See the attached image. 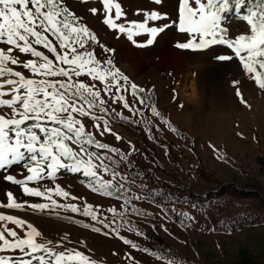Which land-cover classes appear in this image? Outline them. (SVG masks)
I'll use <instances>...</instances> for the list:
<instances>
[{"label":"rangeland","instance_id":"374dc122","mask_svg":"<svg viewBox=\"0 0 264 264\" xmlns=\"http://www.w3.org/2000/svg\"><path fill=\"white\" fill-rule=\"evenodd\" d=\"M118 2L128 21L143 20L142 15H136L137 10H158L175 17L176 0H163L161 5L151 0ZM66 3L78 15L89 17L85 23L97 32L102 43L115 50L114 61L131 80L151 90V102L176 132L125 93L131 105L144 111V117H133L121 103L112 105L126 119L106 118L123 139L117 141L109 134L97 135V139L124 154L134 149L127 161H120L118 170L128 177L125 188L130 191L125 194L144 199L124 205L121 193L105 197L92 192L89 181L81 174L64 171L56 181L70 197L80 198L74 201L53 193L52 199L60 205L74 203L82 209L87 203L98 210L101 218L109 220L113 215L110 209L123 214L122 220L120 216L116 218V226L122 237L137 245L136 249L112 234L104 235L108 230L90 217L62 207L50 205L44 212L15 211L80 230L73 235L90 245L88 251L102 264H163L143 252V248L173 260L174 264H238L242 250L254 264H264V90L256 86L237 58L216 59L233 55L225 46L198 51L177 49L174 45L189 37L172 27L161 33L154 45L136 48L123 36L117 39L115 33L92 18L81 0ZM153 23L163 22H150V26ZM225 26L232 37L247 32L246 25L235 17L230 16ZM135 39L144 42L147 36ZM185 56L189 58L182 59ZM13 67L30 75L23 68ZM80 79L91 83L87 77ZM192 83L197 90L194 99L187 94ZM238 90L246 104L240 102ZM142 119L149 121L147 127L139 123ZM130 120L138 122L133 124ZM84 123L95 132L93 121L84 118ZM90 150L119 160L104 150ZM4 174L22 179L26 172L16 166ZM44 183L54 187L51 181ZM7 191H13L19 202L50 204L24 195L19 186L0 176V200L6 202ZM133 206L143 215L133 213ZM122 221L128 223L120 227ZM85 224L90 227H83ZM93 226L102 231L92 232ZM129 227L135 231H128ZM136 231L142 235L137 236ZM128 256L134 259L129 260Z\"/></svg>","mask_w":264,"mask_h":264},{"label":"snow or ice","instance_id":"6c2138e0","mask_svg":"<svg viewBox=\"0 0 264 264\" xmlns=\"http://www.w3.org/2000/svg\"><path fill=\"white\" fill-rule=\"evenodd\" d=\"M81 2L106 30L115 33L117 39L125 37L136 48L154 45L158 36L172 27L189 37L185 42H177L174 45L177 49L198 51L225 46L233 55H220L216 59L237 58L256 86L264 90V0H176L174 18L158 10H137L136 15H142V21L126 20V12L118 0ZM151 2L161 5L163 0ZM230 16L243 22L247 32L232 37L225 26ZM88 19L71 9L66 0H0V176L3 181L19 186L24 195L50 202H19L13 191H7L6 202L0 200V209L44 212L50 205L62 207L90 217L108 230L104 235L112 234L136 249L135 243L120 235L116 218L120 216L122 220L123 214L116 209H110L113 215L109 220L101 218L98 210L87 203L81 209L74 203L60 205L52 199L53 193L65 199L70 197L56 183L64 171L83 175L94 193L105 197L121 193L124 205L144 199L125 194L130 191L125 188L128 177L118 170L120 161H127L134 149L124 154L100 142L97 135L123 139L110 126L109 118L126 119L112 107L117 103L133 117H144V111L131 105L125 93L135 98L141 108H147L152 117H161L151 102V90L140 87L117 65L115 50L101 42L97 32L85 23ZM150 22L163 23L150 26ZM139 36H147L146 41L138 42L135 38ZM13 66L23 68L30 75ZM81 77H87L91 83ZM237 96L246 104L239 90ZM84 118L93 121L95 132L88 130ZM161 121L176 132L169 121L162 117ZM139 123L147 127L149 121L142 119ZM90 149L112 153L119 160ZM213 150L216 151L214 146ZM16 166L26 172L22 179L4 174ZM45 181L53 182L54 187H48ZM131 210L143 215L134 206ZM127 223L122 221L120 227ZM102 228L93 226L91 231L100 233ZM127 230L135 231L131 227ZM136 235L142 233L136 231ZM67 240V235L61 242L45 239L32 223L0 211V264H102L82 251L65 248L62 241ZM141 250L163 264H174L173 260L147 248Z\"/></svg>","mask_w":264,"mask_h":264},{"label":"bare ground","instance_id":"6f19581e","mask_svg":"<svg viewBox=\"0 0 264 264\" xmlns=\"http://www.w3.org/2000/svg\"><path fill=\"white\" fill-rule=\"evenodd\" d=\"M187 58H189V57L185 56L182 59H187ZM190 89L191 90L189 91V93H187L188 96L190 98H193V99L196 98L197 90H195V83L191 84ZM0 211L5 212L6 214L15 215L18 218L25 219L26 221L32 223L34 226H36L43 233L45 239L52 240L53 242H61V238L63 236H65V235H67L68 236V240L67 241H62L63 246L65 248H67V249H76V250L82 251L86 255H89V256L93 257V259H97L95 256L91 255V253L88 251V250H91L89 248L90 245L88 246V244L86 242L81 241V239H79L77 236L73 235V234H76V233L80 232V230H78L76 228L68 227V226H65V225H62V224H58V223H54V222H51L49 220L36 218L34 216H31V215H28V214H24V213H20V212H17L15 210L0 209ZM9 227H14V226L13 225H9ZM17 231L20 232L19 229H17ZM74 240L76 242L75 244L73 242H71V241H74ZM81 242H83L87 246L86 247L82 246ZM13 255H16V254L13 253Z\"/></svg>","mask_w":264,"mask_h":264},{"label":"trees","instance_id":"16d2710c","mask_svg":"<svg viewBox=\"0 0 264 264\" xmlns=\"http://www.w3.org/2000/svg\"><path fill=\"white\" fill-rule=\"evenodd\" d=\"M238 264H254L248 253L244 250L240 252V260Z\"/></svg>","mask_w":264,"mask_h":264}]
</instances>
